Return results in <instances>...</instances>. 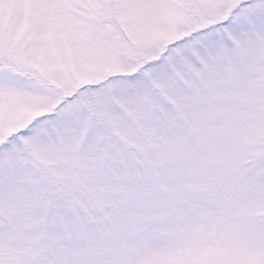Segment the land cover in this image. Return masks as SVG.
<instances>
[{"label": "snow or ice", "instance_id": "obj_1", "mask_svg": "<svg viewBox=\"0 0 264 264\" xmlns=\"http://www.w3.org/2000/svg\"><path fill=\"white\" fill-rule=\"evenodd\" d=\"M0 264H264V0H0Z\"/></svg>", "mask_w": 264, "mask_h": 264}]
</instances>
